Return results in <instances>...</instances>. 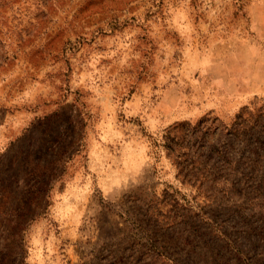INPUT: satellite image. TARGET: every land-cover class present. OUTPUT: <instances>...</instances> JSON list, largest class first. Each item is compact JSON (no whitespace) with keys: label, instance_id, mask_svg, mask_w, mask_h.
Masks as SVG:
<instances>
[{"label":"rangeland","instance_id":"rangeland-1","mask_svg":"<svg viewBox=\"0 0 264 264\" xmlns=\"http://www.w3.org/2000/svg\"><path fill=\"white\" fill-rule=\"evenodd\" d=\"M0 264H264V0H0Z\"/></svg>","mask_w":264,"mask_h":264}]
</instances>
